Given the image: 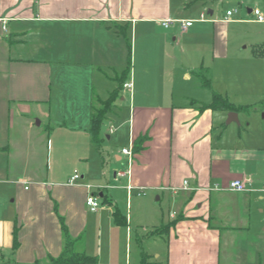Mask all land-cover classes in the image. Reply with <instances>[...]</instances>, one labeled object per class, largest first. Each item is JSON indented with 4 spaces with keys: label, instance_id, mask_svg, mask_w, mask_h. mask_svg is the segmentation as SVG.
Returning a JSON list of instances; mask_svg holds the SVG:
<instances>
[{
    "label": "crops",
    "instance_id": "crops-1",
    "mask_svg": "<svg viewBox=\"0 0 264 264\" xmlns=\"http://www.w3.org/2000/svg\"><path fill=\"white\" fill-rule=\"evenodd\" d=\"M207 1L0 0L2 264L60 256L61 219L96 264H264L251 245L264 144L247 142V126L227 123L230 111L213 105L215 94L239 106L263 96L264 56L254 49L264 50V26L247 61L229 25L264 20L251 7L248 19L227 17L232 9L188 14ZM236 179L245 191L227 189ZM90 193L101 202L95 212ZM134 232L154 243L152 253L122 250Z\"/></svg>",
    "mask_w": 264,
    "mask_h": 264
},
{
    "label": "rangeland",
    "instance_id": "rangeland-1",
    "mask_svg": "<svg viewBox=\"0 0 264 264\" xmlns=\"http://www.w3.org/2000/svg\"><path fill=\"white\" fill-rule=\"evenodd\" d=\"M207 6L204 8L200 5H196L194 7L187 8L188 14L197 16L199 14V11L201 8L205 9L206 15L208 18H216V17H222L224 13H226L227 9H232L233 12H235L236 18H242V19H248L251 18V15H249L247 8H258L262 11L264 14V0H209L207 1ZM213 8L215 10V14L211 15L208 14V9ZM264 24H259L255 22H246V21H239L236 23H231L229 25V32L230 37L233 41H241V53L244 55L245 59L249 61L248 59H252V45L251 42L253 40H256L258 36H260V32L262 31V27ZM247 46V47H246ZM245 47V48H244ZM254 60V59H253ZM257 61V60H254ZM261 66V65H260ZM246 71V70H245ZM244 72V71H243ZM260 72L262 73V77L264 78V66L260 69ZM262 95H251L246 97H240L237 99L238 102L242 104H254L255 109L253 113H251L249 116H246L242 114L239 118V124L236 122V125L242 124V127L245 128L247 126V129H249V132L247 134V142H250V144H264V134H262V130H264V93H261ZM99 109H104V106L99 105ZM102 111V110H101ZM39 119H36L35 124H38ZM264 156V155H263ZM114 160V157L112 158ZM92 164L94 168L97 170L99 164L98 160L93 159ZM102 168V167H101ZM256 174L254 179L257 182V187L255 188L256 195H254V203L252 205L251 210V231L252 234L258 237V242H251V245H258V248H260V251L264 255V159H261L257 162V167L255 169ZM77 172V171H76ZM79 173V172H77ZM80 174V173H79ZM259 196H262L263 199L260 200ZM2 201H0L1 205ZM168 227V225L166 226ZM165 227V228H166ZM136 229V227H135ZM161 230H164V227L161 228ZM139 231V230H137ZM138 234L134 232L133 241L129 244V247H122V250H126L127 252L132 251L133 258H135V253L140 252H150V250L153 248V242L150 240L145 239L142 241H137L136 238ZM143 234L139 235V238H143ZM149 254V253H148ZM144 255V253H143ZM257 256H260L259 254ZM8 258V254L5 256V261ZM149 260H156L153 256L148 257ZM3 261V260H2ZM2 261H0V264H2ZM6 264V263H4Z\"/></svg>",
    "mask_w": 264,
    "mask_h": 264
},
{
    "label": "trees",
    "instance_id": "trees-1",
    "mask_svg": "<svg viewBox=\"0 0 264 264\" xmlns=\"http://www.w3.org/2000/svg\"><path fill=\"white\" fill-rule=\"evenodd\" d=\"M254 53L257 55L264 56V50L261 52L259 48L254 49ZM202 83L204 86H210L211 83L209 80H206L205 77L201 78ZM214 106L224 105L225 108L229 111H241V112H251L255 109L254 105H235L234 103H231L228 98L223 97L221 94H215L214 95ZM103 120V113L100 111V109H95V111L92 114L91 119V126H90V132L93 137V141L97 144H99V135H100V127ZM135 148L138 149V145H135ZM115 216L117 217L118 221L119 219L118 213L115 212ZM61 226L63 231V238H64V250L63 253L58 257H49V264H96L98 262V257L89 255L84 251H81L79 249V246L81 245L82 238H74L69 230L68 227L65 225L64 221L61 219ZM15 248L18 246V241L15 238L14 241Z\"/></svg>",
    "mask_w": 264,
    "mask_h": 264
},
{
    "label": "built area",
    "instance_id": "built-area-1",
    "mask_svg": "<svg viewBox=\"0 0 264 264\" xmlns=\"http://www.w3.org/2000/svg\"><path fill=\"white\" fill-rule=\"evenodd\" d=\"M233 14V11L230 10V11H227V17L231 16ZM254 14L257 16V20L259 21H263L264 20V16L262 15L261 11L259 9H254ZM201 18L203 19L204 18V14L202 13L201 14ZM4 23H6L5 19L3 20ZM172 20L168 19V20H165L163 21V25L165 26H168L169 23H171ZM181 23V27L183 29H187L191 26H193V24L195 23V20L194 19H190V20H182L180 21ZM126 87L128 86H132L131 83H126L125 84ZM123 152L125 154H131V150L128 149V148H124L123 149ZM81 179V175L79 173H75L72 177H71V182L72 183H76L78 182L79 180ZM185 185H187V183H185ZM227 189L231 190V191H238V192H242V191H245L246 190V185H245V182L242 181V180H239V179H236V180H233L229 186L227 187ZM263 190H264V185H263ZM87 205L89 206V209L93 212L97 211L101 205V202L99 200V197L96 195V194H92L90 193L88 196H87Z\"/></svg>",
    "mask_w": 264,
    "mask_h": 264
},
{
    "label": "water",
    "instance_id": "water-1",
    "mask_svg": "<svg viewBox=\"0 0 264 264\" xmlns=\"http://www.w3.org/2000/svg\"><path fill=\"white\" fill-rule=\"evenodd\" d=\"M236 122L239 124V114L237 111H230L228 113L227 123Z\"/></svg>",
    "mask_w": 264,
    "mask_h": 264
}]
</instances>
